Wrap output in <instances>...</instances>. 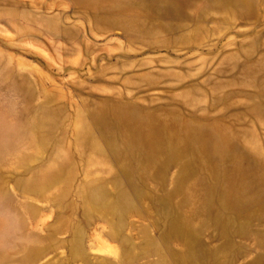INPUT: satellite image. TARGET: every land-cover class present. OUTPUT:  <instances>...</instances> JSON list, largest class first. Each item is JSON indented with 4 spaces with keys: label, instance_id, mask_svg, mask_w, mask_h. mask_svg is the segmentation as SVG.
Listing matches in <instances>:
<instances>
[{
    "label": "rangeland",
    "instance_id": "obj_1",
    "mask_svg": "<svg viewBox=\"0 0 264 264\" xmlns=\"http://www.w3.org/2000/svg\"><path fill=\"white\" fill-rule=\"evenodd\" d=\"M263 150L264 0H0V264H264Z\"/></svg>",
    "mask_w": 264,
    "mask_h": 264
},
{
    "label": "bare ground",
    "instance_id": "obj_2",
    "mask_svg": "<svg viewBox=\"0 0 264 264\" xmlns=\"http://www.w3.org/2000/svg\"><path fill=\"white\" fill-rule=\"evenodd\" d=\"M166 130V132H163V133H165L166 134V136L171 140V141H174V140H176V136L174 135V134H169V130L166 128L165 129ZM159 131V130H158ZM159 132H161V131H159ZM149 135H150V133H149ZM201 147H202V149L205 147V145L204 144H201ZM158 144H157V141H156V138H154V137H152V136H149V140L147 141V143H146V149H147V151L149 152V155L151 156V157H155V156H157V153H158ZM264 151V150H263ZM110 173V172H109ZM111 174V173H110ZM112 175V174H111ZM110 183H111V181H110ZM112 184V183H111ZM114 184V183H113ZM96 189H97V186H96ZM93 191V190H92ZM92 191H91V193H92ZM100 191V190H99ZM93 196V195H92ZM99 196V195H98ZM109 199V198H108ZM115 211V210H114Z\"/></svg>",
    "mask_w": 264,
    "mask_h": 264
}]
</instances>
